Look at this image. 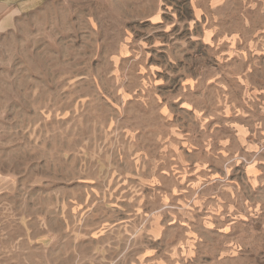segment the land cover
Instances as JSON below:
<instances>
[{"label": "rangeland", "instance_id": "obj_1", "mask_svg": "<svg viewBox=\"0 0 264 264\" xmlns=\"http://www.w3.org/2000/svg\"><path fill=\"white\" fill-rule=\"evenodd\" d=\"M0 11V264H264V0Z\"/></svg>", "mask_w": 264, "mask_h": 264}, {"label": "crops", "instance_id": "obj_2", "mask_svg": "<svg viewBox=\"0 0 264 264\" xmlns=\"http://www.w3.org/2000/svg\"><path fill=\"white\" fill-rule=\"evenodd\" d=\"M27 2L25 0H0V11H2V9L5 7V6H8V5H12V4H21L22 2Z\"/></svg>", "mask_w": 264, "mask_h": 264}]
</instances>
